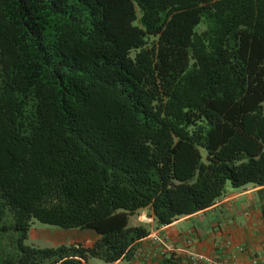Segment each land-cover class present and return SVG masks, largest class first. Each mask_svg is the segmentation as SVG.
I'll return each mask as SVG.
<instances>
[{"label":"trees","instance_id":"16d2710c","mask_svg":"<svg viewBox=\"0 0 264 264\" xmlns=\"http://www.w3.org/2000/svg\"><path fill=\"white\" fill-rule=\"evenodd\" d=\"M264 186V0H0V264L130 261L157 225ZM91 246L26 244L34 220Z\"/></svg>","mask_w":264,"mask_h":264},{"label":"crops","instance_id":"0c3cea01","mask_svg":"<svg viewBox=\"0 0 264 264\" xmlns=\"http://www.w3.org/2000/svg\"><path fill=\"white\" fill-rule=\"evenodd\" d=\"M129 221L130 225L147 226L150 234L139 242L130 261L105 264H194L191 254L218 258L225 264H252L251 260L259 257L256 264H264V186L228 185L226 194L212 207L170 224L157 225L149 207L131 215ZM32 232L33 228L29 237ZM88 232L93 236L91 246L99 236ZM240 247L243 252L238 250Z\"/></svg>","mask_w":264,"mask_h":264},{"label":"rangeland","instance_id":"374dc122","mask_svg":"<svg viewBox=\"0 0 264 264\" xmlns=\"http://www.w3.org/2000/svg\"><path fill=\"white\" fill-rule=\"evenodd\" d=\"M33 232L31 237L26 240V244L35 246H57L60 244H81L88 246L93 240V236L88 231L79 228L63 229L51 224L42 223L39 220H34L32 224ZM90 264V263H88ZM91 264H105L104 261L92 258Z\"/></svg>","mask_w":264,"mask_h":264},{"label":"built area","instance_id":"2783aa9c","mask_svg":"<svg viewBox=\"0 0 264 264\" xmlns=\"http://www.w3.org/2000/svg\"><path fill=\"white\" fill-rule=\"evenodd\" d=\"M155 238L157 239V235L155 236ZM240 252H243L244 249L243 248H239L238 249ZM191 261L194 263V264H197L199 262H204L205 264H225L224 261H221L220 259L218 258H213V257H209V256H206V255H200V254H191ZM259 262V257H255L251 260V263L252 264H256ZM238 264H244L243 262H240Z\"/></svg>","mask_w":264,"mask_h":264}]
</instances>
